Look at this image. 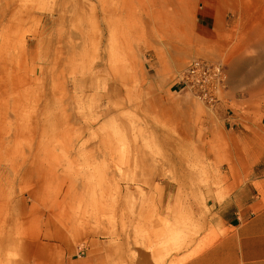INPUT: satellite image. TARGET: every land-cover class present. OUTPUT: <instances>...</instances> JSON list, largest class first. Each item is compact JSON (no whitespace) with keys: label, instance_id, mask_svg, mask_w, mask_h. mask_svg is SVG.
Returning <instances> with one entry per match:
<instances>
[{"label":"rangeland","instance_id":"rangeland-1","mask_svg":"<svg viewBox=\"0 0 264 264\" xmlns=\"http://www.w3.org/2000/svg\"><path fill=\"white\" fill-rule=\"evenodd\" d=\"M79 3L81 12L74 14ZM62 6L64 42L57 43V27L49 26L35 52L62 47L73 50L72 60L58 78L46 69L43 87L59 106L57 119L40 129L35 105L44 91L29 82L33 65L25 63L19 40L35 39L42 20ZM26 7L31 16L18 25L17 12ZM165 15L179 21L165 23ZM259 17L248 0H0V241L6 242L0 264H32L27 244L45 231L42 213L60 212L64 201L56 223L75 239L78 254L91 240L122 239L117 264H146L148 239L196 236L200 218L205 225L208 216L206 197L226 192L230 181L264 174V142H258L264 137L258 87L264 51L254 46L264 34ZM193 59L210 60L223 71L212 102L194 98L180 84L170 91ZM94 74L103 94L116 86L119 97L103 100L117 114L89 128L94 100L76 95L72 86ZM9 79L21 85L4 96ZM163 110L182 118L169 121ZM52 115L47 113L50 120ZM256 125L260 134L251 133ZM35 167L40 171L30 174ZM17 197L24 206L16 205ZM127 200H133L132 214ZM22 209L31 211L29 219L18 215Z\"/></svg>","mask_w":264,"mask_h":264},{"label":"crops","instance_id":"crops-1","mask_svg":"<svg viewBox=\"0 0 264 264\" xmlns=\"http://www.w3.org/2000/svg\"><path fill=\"white\" fill-rule=\"evenodd\" d=\"M260 2L257 6L258 1L248 0L252 15L264 8L262 0ZM179 89L178 82L170 86V91ZM249 128L251 133L261 132V125ZM262 140L264 142V137L259 136L258 142ZM227 184L226 192H213L206 197L208 216L205 225L200 218L196 236L179 240L148 239L146 264H264V174H249L239 182ZM57 226L65 235L64 239L44 238L48 231L45 228L40 237L27 244L33 252L28 250L33 255L27 262L117 264L118 257L121 258L122 239L121 242L114 239L107 243L91 240L89 249L78 254L75 239L70 237L68 230L62 231L59 224ZM4 243L0 241V244Z\"/></svg>","mask_w":264,"mask_h":264},{"label":"bare ground","instance_id":"bare-ground-1","mask_svg":"<svg viewBox=\"0 0 264 264\" xmlns=\"http://www.w3.org/2000/svg\"><path fill=\"white\" fill-rule=\"evenodd\" d=\"M158 3L163 4V3H174L175 0H156ZM232 2H234L235 0H231ZM258 1L257 6L261 3L260 0H256ZM260 2V3H259ZM264 3V1L262 2ZM81 3H79L78 5H75V10L73 11L74 14H79V12H81ZM33 8V7H32ZM31 12L32 9L31 8H25L23 11H19L17 12L19 15V17L16 19L18 25L19 24H23V22L27 21L28 18L31 16ZM258 16H260L262 22L264 23V10H259L258 12H256ZM67 14L66 11V7H61L60 9H58L55 13V15H51L48 18H45V20H42V25L40 28V31L37 33V35L35 36V39H33L32 41H27L24 38H21L19 41V49L23 55L24 61L25 63H31V70H30V78L31 80L29 81L30 84L37 86L40 88H43L42 95L41 98L38 99L36 101V105L35 107L38 115L40 117H37V120L35 121V125L42 129L44 127H46L47 125H49L50 123L54 122L55 119H57V115L55 113V107H58L59 104H57L55 102V95L54 93L49 90L48 92H45V87H43L45 85V83H47L46 81H44L46 79V69L49 70H53V75L55 74L56 77L58 78L59 75L62 73V69L61 66L66 65V62L70 63L72 60V57L69 56L71 51L73 52V50H67V51H63L62 47L57 48L53 54L48 53V52H35V48L36 46H38L39 44H41L44 40V33L49 29V26H56L57 27V31H56V38H57V43L61 44L62 42H64V39L66 38V31L64 30V15ZM169 21H176L178 22L179 19L178 18H174L172 15H165V23ZM264 26V25H263ZM4 39V38H3ZM5 40V39H4ZM18 41V40H17ZM16 44V41H15ZM14 44V45H15ZM254 46L257 47V49L259 51H264V34H262V36L259 38V40L254 43ZM66 53V54H65ZM67 56H69L67 58ZM174 60L175 63L179 64L180 63V57L174 56ZM206 60V59H204ZM206 61H210V60H206ZM103 72V68L101 70L98 71L97 74ZM94 74L91 76H86V77H81L76 79L75 84L72 86L74 93H76V95H78V93L80 94V96L82 95V97H87V96H91L92 100H94V103L92 104L90 110L92 111V115L91 118H88L90 120H88L86 122V125L89 126V128H92L95 124H97V122L101 119L106 117L107 115H110L111 113L117 114L116 108H112L110 109L109 106L106 107V105H109V101L106 102V105L103 104V100L105 98L108 99H112L114 98L115 101H117V97H119V88L116 86H110L109 88V94H107L106 92L103 94V88L101 87L102 83L101 80L98 78L99 75ZM48 84V83H47ZM21 85V81L18 79H9L6 82V85L4 84V89H2V93L4 96L10 94V93H15L16 90L20 87ZM258 87L261 90L262 94H264V79L260 80V82L258 83ZM87 94V95H85ZM84 95V96H83ZM80 96H78V98H80ZM3 106H5L3 104ZM103 107H106L105 109H103ZM64 109V107L62 108ZM94 112V113H93ZM47 113H53V115L51 116V120L47 117ZM163 115L170 120H174L175 121H179L180 118H182V115L180 113H174L173 114L168 111V110H163ZM5 118V114L3 116ZM73 122V120H72ZM260 122H263V117H261ZM68 123H70V120L68 119ZM68 123H65L66 125H68ZM56 124H58V121L56 122ZM1 130V128H0ZM14 134V132H13ZM4 133L1 134L0 133V146H2L5 142H4ZM167 145V147H170L169 142H165ZM40 171L39 167H35L34 170H32V172H29L30 174H36ZM4 173H7V169L4 168L3 169ZM118 189L122 191H127L128 187H123L122 185H117ZM32 197L33 198H37V194L36 191L32 192ZM16 201V205L18 206H24V201L17 197L15 199ZM128 213L132 214L134 211V203L133 200L128 201ZM65 201L60 205H57V208L60 207V212H52L50 214V217L48 214L42 213V215H44L45 219H44V226L46 229H48V231L44 234V238H48V239H54V238H62L64 239L65 235H63L60 230L58 229L57 226V221L58 218H60V214L62 213L61 208L64 206ZM20 208V207H19ZM21 209V208H20ZM21 212H19V216H22L23 218L29 219L30 217H28L27 215L31 214V211L26 212L25 209L20 210ZM34 213L33 214H39L37 210H35L33 208L32 210ZM59 211V210H58ZM129 216V215H128ZM63 231V230H62ZM125 237V238H124ZM122 237L123 240H128V238H126L127 236Z\"/></svg>","mask_w":264,"mask_h":264},{"label":"built area","instance_id":"built-area-1","mask_svg":"<svg viewBox=\"0 0 264 264\" xmlns=\"http://www.w3.org/2000/svg\"><path fill=\"white\" fill-rule=\"evenodd\" d=\"M178 84L194 98L212 102L223 86L224 76L219 64L204 59H193L178 77Z\"/></svg>","mask_w":264,"mask_h":264}]
</instances>
